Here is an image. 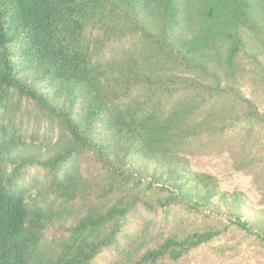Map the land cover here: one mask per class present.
I'll list each match as a JSON object with an SVG mask.
<instances>
[{"label":"trees","instance_id":"16d2710c","mask_svg":"<svg viewBox=\"0 0 264 264\" xmlns=\"http://www.w3.org/2000/svg\"><path fill=\"white\" fill-rule=\"evenodd\" d=\"M229 233L264 254V0H0V264H180Z\"/></svg>","mask_w":264,"mask_h":264},{"label":"rangeland","instance_id":"374dc122","mask_svg":"<svg viewBox=\"0 0 264 264\" xmlns=\"http://www.w3.org/2000/svg\"><path fill=\"white\" fill-rule=\"evenodd\" d=\"M191 164L197 171L217 175L222 189L246 191L251 201L257 202L259 200L258 193H255L251 188V178L244 177L240 173H235L231 163L224 157L191 158ZM160 217L163 218L162 216ZM132 225L136 228L135 222ZM241 237L240 233H229L209 246L192 253L191 256L181 261L180 264H264V254L260 249L251 241H245L243 244H240ZM227 244L233 248L228 249L227 255L222 256V258L218 252L222 249V245ZM98 263L105 264L104 261L100 260Z\"/></svg>","mask_w":264,"mask_h":264}]
</instances>
